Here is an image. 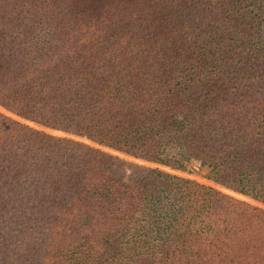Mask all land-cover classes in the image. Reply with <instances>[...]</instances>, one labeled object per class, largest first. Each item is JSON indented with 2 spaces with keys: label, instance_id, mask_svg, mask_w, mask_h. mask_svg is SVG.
I'll return each instance as SVG.
<instances>
[{
  "label": "trees",
  "instance_id": "1",
  "mask_svg": "<svg viewBox=\"0 0 264 264\" xmlns=\"http://www.w3.org/2000/svg\"><path fill=\"white\" fill-rule=\"evenodd\" d=\"M0 108V264H264V0H0Z\"/></svg>",
  "mask_w": 264,
  "mask_h": 264
},
{
  "label": "rangeland",
  "instance_id": "2",
  "mask_svg": "<svg viewBox=\"0 0 264 264\" xmlns=\"http://www.w3.org/2000/svg\"><path fill=\"white\" fill-rule=\"evenodd\" d=\"M0 110L4 111L1 108H0ZM16 118H18V117H16ZM48 131H50V132H52L54 134H62L61 132L56 131V130H48ZM107 150H109V149H107ZM110 152H112L113 154L117 155L121 159V164H123L125 167L126 166L128 167L129 165H132V167H134L136 165H145V166L160 167L161 169L170 171V172L175 173L177 175H180V176H183V177H188V178L197 180L199 182L212 185L214 187L219 188L223 192H226V193L231 194V195H234V196H236L238 198L247 200V201L252 202L254 204H260V203H257V202H255V201H253V200H251V199H249L247 197H244L241 194H238V193H236L234 191H231V190H229L227 188H224V187H221L219 185H216L213 182H211L210 180H208L207 179L208 168L207 167H204V166H201L200 163H199V161H196L194 159H191V160H189L186 163L185 170H174V169H171L169 167L161 166L159 164H155V163L150 162V161H146V160H143V159H140V158L132 157L130 155H127V154L122 153V152H119V151L110 150Z\"/></svg>",
  "mask_w": 264,
  "mask_h": 264
}]
</instances>
